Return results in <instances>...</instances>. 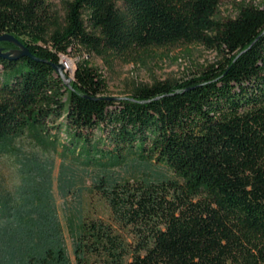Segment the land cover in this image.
<instances>
[{
  "label": "trees",
  "instance_id": "obj_1",
  "mask_svg": "<svg viewBox=\"0 0 264 264\" xmlns=\"http://www.w3.org/2000/svg\"><path fill=\"white\" fill-rule=\"evenodd\" d=\"M223 1L66 0L60 27L48 0H0V35L36 57L0 56V142L62 120L77 140L101 131L110 155L137 150L171 173L100 175L91 191L109 215L70 219L76 264H264V5L242 3L236 18L219 19ZM176 43L225 60L120 98L105 95L89 59L72 88L52 66L71 52ZM20 196L0 198V264H73L50 190Z\"/></svg>",
  "mask_w": 264,
  "mask_h": 264
},
{
  "label": "rangeland",
  "instance_id": "obj_2",
  "mask_svg": "<svg viewBox=\"0 0 264 264\" xmlns=\"http://www.w3.org/2000/svg\"><path fill=\"white\" fill-rule=\"evenodd\" d=\"M48 1L62 27L66 0ZM242 3L263 6L264 0L223 1L217 18H236ZM84 58L105 77V95L116 98L129 97L138 88L161 81L176 84L199 76L209 66L225 60L222 53L198 43L150 47L124 55L111 52L98 55L83 50L81 55L71 52L69 56H61L67 66L68 61L73 63L72 68H67V75L74 77ZM59 122L49 123L44 129H26L0 142V198L13 201L27 188L49 189L50 202L63 226L69 256L76 264L68 226L70 219L77 222L84 215L105 218L109 215L106 201L91 191L100 175L136 181L171 173L154 159L141 157L137 150L126 151L121 160L117 159L104 151L109 143L101 131L86 142L77 140L72 131Z\"/></svg>",
  "mask_w": 264,
  "mask_h": 264
},
{
  "label": "water",
  "instance_id": "obj_3",
  "mask_svg": "<svg viewBox=\"0 0 264 264\" xmlns=\"http://www.w3.org/2000/svg\"><path fill=\"white\" fill-rule=\"evenodd\" d=\"M6 41L15 44L18 48L13 50H6L5 47L0 45V56L5 58H19L22 56H30L32 58H36L27 47L24 46L20 40L14 36L13 34L6 33L0 35V43ZM53 68L55 69L56 73L64 80V83L68 88H72V81L73 77L67 75V68L66 63L60 60L58 63H52ZM116 98V97H112Z\"/></svg>",
  "mask_w": 264,
  "mask_h": 264
},
{
  "label": "bare ground",
  "instance_id": "obj_4",
  "mask_svg": "<svg viewBox=\"0 0 264 264\" xmlns=\"http://www.w3.org/2000/svg\"><path fill=\"white\" fill-rule=\"evenodd\" d=\"M63 61V60H62ZM64 62V61H63ZM66 63V62H65ZM67 64V63H66ZM73 63L72 61H68V66L66 65V68H72ZM68 70V69H67Z\"/></svg>",
  "mask_w": 264,
  "mask_h": 264
}]
</instances>
